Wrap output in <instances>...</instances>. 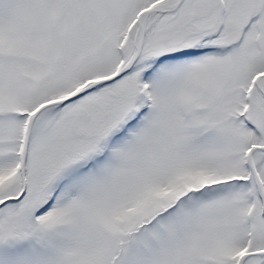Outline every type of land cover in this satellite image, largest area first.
Masks as SVG:
<instances>
[{
	"label": "snow or ice",
	"instance_id": "1",
	"mask_svg": "<svg viewBox=\"0 0 264 264\" xmlns=\"http://www.w3.org/2000/svg\"><path fill=\"white\" fill-rule=\"evenodd\" d=\"M0 264H264V0H0Z\"/></svg>",
	"mask_w": 264,
	"mask_h": 264
}]
</instances>
